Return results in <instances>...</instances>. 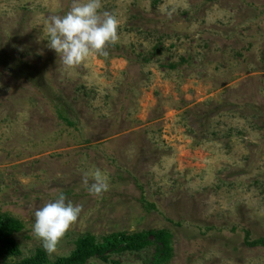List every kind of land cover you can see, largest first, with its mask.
I'll list each match as a JSON object with an SVG mask.
<instances>
[{
	"label": "rangeland",
	"instance_id": "rangeland-1",
	"mask_svg": "<svg viewBox=\"0 0 264 264\" xmlns=\"http://www.w3.org/2000/svg\"><path fill=\"white\" fill-rule=\"evenodd\" d=\"M72 2L0 0V215L24 225L16 259L45 251L34 212L62 193L81 211L51 261L86 234L164 229L166 264H264L249 246L264 239V0H101L116 42L65 69L42 29Z\"/></svg>",
	"mask_w": 264,
	"mask_h": 264
},
{
	"label": "clouds",
	"instance_id": "clouds-1",
	"mask_svg": "<svg viewBox=\"0 0 264 264\" xmlns=\"http://www.w3.org/2000/svg\"><path fill=\"white\" fill-rule=\"evenodd\" d=\"M101 0H73L63 15L49 14L44 21L46 47L55 52L65 69L80 65L90 54L107 56L106 46L117 40L118 20L108 12H100ZM85 175L84 183L88 184ZM92 195L107 191L105 177L99 171L90 174ZM80 206L67 201L61 193L34 212L32 232L45 251H55L58 241L77 220Z\"/></svg>",
	"mask_w": 264,
	"mask_h": 264
},
{
	"label": "trees",
	"instance_id": "trees-1",
	"mask_svg": "<svg viewBox=\"0 0 264 264\" xmlns=\"http://www.w3.org/2000/svg\"><path fill=\"white\" fill-rule=\"evenodd\" d=\"M67 121V120H66ZM24 228L21 221L6 214L0 215V256L2 264H91L93 258H104L110 253L142 251L154 247L153 264H166L173 253L172 235L169 231L148 230L136 233L118 232L104 236L101 241L90 234L80 237L73 252L51 261L44 250L38 249L34 255L18 260L21 255L15 235ZM249 246L264 247V239L249 242Z\"/></svg>",
	"mask_w": 264,
	"mask_h": 264
}]
</instances>
